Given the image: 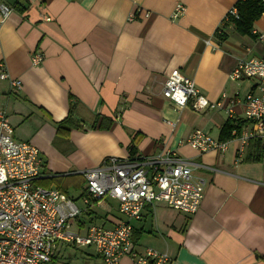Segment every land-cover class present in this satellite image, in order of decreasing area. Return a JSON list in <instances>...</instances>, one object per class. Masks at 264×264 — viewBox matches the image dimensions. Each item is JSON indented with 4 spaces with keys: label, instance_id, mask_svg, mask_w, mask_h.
Instances as JSON below:
<instances>
[{
    "label": "crops",
    "instance_id": "crops-1",
    "mask_svg": "<svg viewBox=\"0 0 264 264\" xmlns=\"http://www.w3.org/2000/svg\"><path fill=\"white\" fill-rule=\"evenodd\" d=\"M17 1L26 9L13 10L0 29V64L22 86L11 92L9 81L0 80V109L7 111L15 138L40 150L42 179L65 175L66 185L79 186L83 172L107 158L173 152L193 164L192 174L203 184L200 209L186 215L164 203L146 206L141 219L131 221L137 250L167 253V264H264V156L261 163L242 162L250 142L239 158L237 140H229L224 153H201L181 144L196 130L222 141L227 121L245 120L242 101L255 83L234 81L230 73L241 59L264 58V43L238 34L234 20L225 21L237 0L0 3ZM178 4L186 11L173 20ZM138 9L143 12L129 22ZM263 31L261 17L254 32ZM36 52L43 58L40 65L32 61ZM176 70L209 99L207 109H179L163 97V84ZM223 95L235 104L216 106ZM123 97L128 107L121 113ZM72 107L82 127L58 135L56 126ZM82 186L86 189V182ZM82 189L66 196L85 209L87 196L77 200ZM118 208L111 197L92 203L75 229L92 223L112 228L127 221ZM54 259L58 264H104L94 247L65 243L56 246ZM119 264L135 263L126 256Z\"/></svg>",
    "mask_w": 264,
    "mask_h": 264
},
{
    "label": "built area",
    "instance_id": "built-area-1",
    "mask_svg": "<svg viewBox=\"0 0 264 264\" xmlns=\"http://www.w3.org/2000/svg\"><path fill=\"white\" fill-rule=\"evenodd\" d=\"M185 11V6L178 4L172 19H178ZM12 12L9 5L0 3V29ZM142 12L138 9L128 21H133ZM145 15L149 17L148 12ZM231 20H239L236 4L225 18L226 22ZM256 35L258 41L264 43V31L256 32ZM205 43L213 46L211 41ZM32 61L40 65L42 55L34 53ZM230 79L255 83L254 89L242 101L246 126L240 133L235 129L230 140L240 143V158L251 140L264 139V58L239 60ZM0 80L9 81L11 92L21 89V81L12 80L3 64H0ZM162 93L179 109L191 105L195 112H200L210 106L209 99L198 91L195 82L177 70L164 82ZM126 99L121 100V113L128 107ZM226 102L235 104L234 99L223 95L216 106L224 108ZM228 142L215 140L196 130L181 144L201 153H224ZM192 173L193 164L173 152L135 159L110 157L83 172L88 194L82 199L83 209L59 190L37 185L44 176L40 150L15 138L7 111L0 109V264H58L54 250L60 243L78 248L94 247L104 264H119L126 256L135 264H167L170 261L167 253L150 248L137 250L132 240L131 221L140 220L144 208L157 203H164L186 215H195L204 193L203 184L197 182ZM106 197L119 203L118 210L127 221L112 228L92 223L85 229H75L82 213L92 203H100Z\"/></svg>",
    "mask_w": 264,
    "mask_h": 264
},
{
    "label": "trees",
    "instance_id": "trees-1",
    "mask_svg": "<svg viewBox=\"0 0 264 264\" xmlns=\"http://www.w3.org/2000/svg\"><path fill=\"white\" fill-rule=\"evenodd\" d=\"M7 5H9L14 11L18 13H23L25 11V7L19 2H2ZM236 7L238 9L239 13V20H234V27L238 34L242 36H252L257 37L254 33V26L255 23L260 20V18L264 14V3L262 0H241L236 3ZM223 36V35H222ZM246 122H240V123H234V121H227L224 125L221 134H220V140L222 142H226L229 140H232V130L237 129V131L240 133L243 128H245ZM57 133L58 135H68L73 129H79L82 126L75 120L74 113H73V107L70 111V115L57 124ZM96 127L93 126L92 129H95ZM264 156V145L261 141V139H254L250 141V145L247 150V154L244 157L242 162L245 163H261ZM75 177H80L75 176ZM67 176L65 175H57L53 177H48L46 179L39 180L37 182V185L42 186L44 188L49 189H57L62 194L68 195L69 189L71 187L76 188L77 190H81L82 185L85 184V179L83 177V181L80 183L79 186L75 185L74 183L67 184L66 180ZM55 186V187H54ZM84 196H88L87 189H82V193L79 195V198L77 200L83 198Z\"/></svg>",
    "mask_w": 264,
    "mask_h": 264
},
{
    "label": "rangeland",
    "instance_id": "rangeland-1",
    "mask_svg": "<svg viewBox=\"0 0 264 264\" xmlns=\"http://www.w3.org/2000/svg\"><path fill=\"white\" fill-rule=\"evenodd\" d=\"M78 191L79 190H77L76 188H73V187H71L70 189H69V194H70V196H77L78 194ZM96 261V260H95ZM97 264H101V261L100 260H97V262H96Z\"/></svg>",
    "mask_w": 264,
    "mask_h": 264
}]
</instances>
